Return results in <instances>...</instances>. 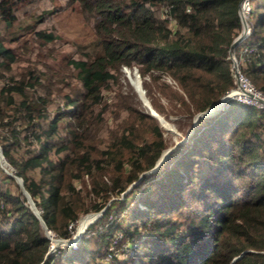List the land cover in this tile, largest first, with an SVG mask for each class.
Here are the masks:
<instances>
[{
  "label": "trees",
  "instance_id": "1",
  "mask_svg": "<svg viewBox=\"0 0 264 264\" xmlns=\"http://www.w3.org/2000/svg\"><path fill=\"white\" fill-rule=\"evenodd\" d=\"M26 1L0 0L6 27ZM69 1L91 22L94 35L83 56L67 60L79 89L64 93L60 107L48 109L40 93L26 91L34 88L35 75L7 79L1 93L12 104L14 93L20 98L9 119L0 114V125L9 127L18 115L23 125L7 128L0 147L46 226L60 236L71 235L68 224L80 213L104 210L93 221L92 215L79 221L77 230L88 227L70 246L58 245L45 255L50 238L8 168L0 166V264H264V106L229 97L192 122L195 112L234 85L227 55L241 27L239 0ZM249 3V31L232 51L239 71L264 93V0ZM32 30L44 42L58 38L52 29ZM240 44L254 48L243 54ZM16 59L0 38V65ZM124 65L136 67L144 94L160 114L171 121L170 114L178 116L173 121L182 131L179 138L185 137L151 170L174 141H167L153 115L138 108L129 84L130 93L121 90ZM108 83L116 84V109L152 121V135H135L132 121L105 139L100 156L79 149L75 169H68V148L57 145L59 128L76 120L67 127L74 148L81 147L82 134L105 129ZM83 111L89 116L81 119ZM98 170L90 199L83 200L74 182L66 181L68 174L83 182L84 174ZM130 183L122 198L107 203Z\"/></svg>",
  "mask_w": 264,
  "mask_h": 264
},
{
  "label": "rangeland",
  "instance_id": "2",
  "mask_svg": "<svg viewBox=\"0 0 264 264\" xmlns=\"http://www.w3.org/2000/svg\"><path fill=\"white\" fill-rule=\"evenodd\" d=\"M44 9H50V11L42 12ZM161 9H163V6L162 8L159 7L156 12L159 14ZM51 10L55 11L52 12ZM18 11V18L10 27H6L3 21L0 19V38L2 39V43L10 46L14 50L17 57V59L10 64L0 65V88L2 84L5 83V81L10 77L13 80H28L31 78V75H35L36 84L34 88H27V93L32 96L40 93L47 100L48 109H53L57 106L60 107L62 105L64 93H71L74 90L79 89L78 81L75 76L76 70L72 67L71 64L68 63L67 60L69 57L83 56L82 50L84 49V47L94 41L91 22L84 16L83 13L78 10L77 5L74 2H70L69 0H28L20 6V10ZM40 12H42V14L40 15L39 19L35 20L36 14ZM32 13L35 15H31ZM172 24L173 20L169 22V25ZM32 28H43L45 30L52 29L58 34V38L50 42H44L35 36ZM127 68L128 69L124 70L123 66H121L122 75L120 88L123 92L130 93L128 84L135 91L132 84L136 85L137 77L136 73L132 71V68ZM129 79L131 80L132 84ZM165 80L172 86L177 87L175 81L170 77H165ZM114 87H116V84L108 83L103 89L104 98L108 102V107L104 112V119H106V123L104 124L105 129H103L102 126L99 131L97 128L94 129L90 135L82 134V136L79 138L81 139L80 148L72 147V142L68 140L69 133L67 131V127H70L71 125L76 123V120H72L70 122L68 121L66 126L62 124V127L59 128L60 138L57 145L60 146L61 144H65L66 148H68L66 149V151H68V169H75L74 157H77L79 155V149L86 148L90 150V155L100 156L101 148L105 139L110 137L113 138L115 136L114 133L119 134L121 128L125 127L132 121L135 122L137 127L134 133L135 135H142V137L145 138L151 137L152 134L150 129L152 121L147 119L138 121L135 116L126 115L124 110L121 109L119 111V109H116L114 105ZM135 94L138 97L136 91ZM13 95L15 99V102L13 104H16L20 96L16 93H14ZM13 104L10 103L4 97V94L0 91V114L3 116L5 115L3 117L4 119H9V117L6 115L17 110V108L13 106ZM145 107L146 106L144 102L142 103V101L140 100V105H138V108L146 110ZM84 112L85 111H83L84 116H82L81 119L89 116L87 111L85 113ZM169 117L172 119V121L166 119L165 117L164 118L166 119V121H162L165 126L161 125L160 123L159 124L164 129L163 134L165 135L167 141L171 143L174 141V143L171 145L173 146L176 141L181 139V137L179 138V136H182V131L177 128L175 122L173 121L178 116L175 114H170ZM22 119L23 117L20 115L11 117V123L9 127L0 125V135H3L5 131H7V128L13 126L14 128L21 129V126L23 125ZM157 122L159 121L157 120ZM139 137L141 138V136ZM89 143H92V146H89ZM22 144L23 146H26L28 144L31 145V142L22 141ZM62 154L63 151H59L57 155ZM52 155L55 156V153H52ZM0 166L5 170H7L6 167L8 168V170L14 169L6 159L4 160V162L0 161ZM30 173L35 177L37 176L36 170L30 171ZM99 173L100 171L98 170L93 175H90V173L84 174L83 182H81L79 179H75L74 176H70L67 174L66 181L69 180L74 182L76 188L79 189V196H83L82 199L86 200L90 199L89 195L92 194V192H90V190L88 191V189L94 179L100 177ZM103 178L105 179V177ZM131 186L132 183L128 184L125 188V191L130 190ZM84 193H86V196L84 195ZM123 195L124 193L122 194V192L117 195L112 194L110 195L111 197L109 198L107 203L111 202L110 200L116 199V197L122 198ZM24 203L28 206V202L26 200L24 201ZM94 211L96 210H88L87 212H82L70 226L68 224V228L69 230H71V235L77 231L79 221L82 218L88 215H92L90 219L92 220L94 214L90 212ZM87 227L88 226L82 229L81 232H83ZM59 245L70 246V244ZM125 245L126 244H123V247H125ZM56 246L50 251H53ZM116 251L118 254V250Z\"/></svg>",
  "mask_w": 264,
  "mask_h": 264
},
{
  "label": "water",
  "instance_id": "3",
  "mask_svg": "<svg viewBox=\"0 0 264 264\" xmlns=\"http://www.w3.org/2000/svg\"><path fill=\"white\" fill-rule=\"evenodd\" d=\"M240 1L239 0V3H238V15H239V19H240V23H241V27H240V30L239 32L233 37V39L231 40L230 42V45H229V48H228V57L229 59L231 60V67L233 69V72L234 74H237L238 73V65H237V60H236V57L232 51V46L237 44L249 31V23L247 22V19L245 17V15L243 14L242 12V9L240 7ZM124 70L125 69H128L127 66H123ZM132 71H134L136 73V77H137V83L136 85L132 84L131 80L129 79V81L131 82V84L133 85L138 97L140 98V100L142 101V103H146L147 107L146 108V111L153 115L154 117H156V119L159 121V123L163 126H165L162 121H166V119L163 117L162 114H160L152 105L151 103L149 102L148 98L146 97V95L144 94V91H143V87L141 86L140 84V76H139V73L136 69V67H133L132 68ZM232 89V87H230L225 93H223L221 96H219L216 100H214L212 103H210L209 105H207L203 110H200V111H197L193 114V119H192V122L195 123V121L198 119V117L200 116H203V115H207L209 113H212L215 109H217L219 107V105L222 103L223 100H225L226 98H229V97H236V98H239V96H237L236 94H232V93H229L230 90ZM255 96H257V99H259L260 101V104L262 106H264V93L262 95H259V94H254ZM242 99V98H241ZM185 138V137H183ZM181 138V139H183ZM181 139H179L178 141L176 142H179ZM172 148V146L168 147L162 154L161 156L159 157V159L155 162V164L149 169H154L158 163L165 157V155L167 154V152ZM6 158L3 156L2 152H1V147H0V161H3L5 160ZM8 173H10L14 179L17 181L19 187H20V191L24 193V195L26 196V201L28 202V206L31 208L32 212L36 215V217L38 218L39 222H40V225L45 233V235L47 237H49L51 239V243L49 245V248L48 250L46 251L45 255L47 254V252H49L50 250H52L56 245H59V244H71L73 241H75V239L78 237V235L80 234V232L76 231L74 234H72L71 236L69 237H62L60 236L56 231L48 228L44 222V220L42 219L40 213H39V210L38 208L36 207V205L34 204L30 194L28 193V191L24 188L23 186V183H22V179L20 176H18L17 174L15 173H12L10 170H7ZM125 192L122 191V194ZM104 208V207H103ZM103 208L99 209V210H96L94 212H90V213H93L94 216L92 218V220L98 215L100 214V212L103 210ZM88 214V213H86ZM50 232L53 233V235H55V238L57 239H52V236L50 235ZM41 263V262H40Z\"/></svg>",
  "mask_w": 264,
  "mask_h": 264
},
{
  "label": "built area",
  "instance_id": "4",
  "mask_svg": "<svg viewBox=\"0 0 264 264\" xmlns=\"http://www.w3.org/2000/svg\"><path fill=\"white\" fill-rule=\"evenodd\" d=\"M240 7L242 9V12L243 14L246 16V14L248 13V10H249V7H250V3H249V0H241L240 1ZM254 47H248L247 45L245 44H240L239 45V51L242 52L243 54H246L247 52L253 50ZM233 71V69H232ZM233 80H234V85L232 86V89L233 88H240V89H245V90H248V91H251L253 94H259V95H262L263 92H261V90L257 89L251 82L250 80L247 78L246 75H244L241 71L238 70V73L237 74H234L233 72ZM238 96V95H237ZM240 97V96H239ZM243 99L245 101H249V102H252V103H255V104H258V105H261L260 102H257V101H253V100H250L248 98H243V97H240V99ZM72 224L69 223V226ZM74 242V241H73ZM72 242V243H73ZM131 252V250H130Z\"/></svg>",
  "mask_w": 264,
  "mask_h": 264
},
{
  "label": "bare ground",
  "instance_id": "5",
  "mask_svg": "<svg viewBox=\"0 0 264 264\" xmlns=\"http://www.w3.org/2000/svg\"><path fill=\"white\" fill-rule=\"evenodd\" d=\"M229 93L236 94V95H238L240 97L248 98L250 100L260 102L259 99H257V96H255L251 91H248V90H245V89L233 88V89L230 90ZM144 104L147 107L146 103H144ZM76 223H77V221H76ZM77 231L80 232L81 230H77ZM50 235L52 236L53 240L57 239V238H55V235H53L52 232H50Z\"/></svg>",
  "mask_w": 264,
  "mask_h": 264
}]
</instances>
